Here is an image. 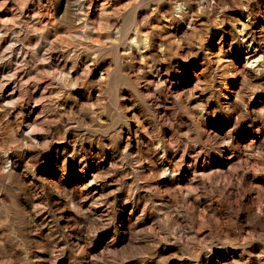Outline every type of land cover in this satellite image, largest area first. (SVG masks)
Wrapping results in <instances>:
<instances>
[{
    "label": "rangeland",
    "instance_id": "obj_1",
    "mask_svg": "<svg viewBox=\"0 0 264 264\" xmlns=\"http://www.w3.org/2000/svg\"><path fill=\"white\" fill-rule=\"evenodd\" d=\"M0 264H264V0H0Z\"/></svg>",
    "mask_w": 264,
    "mask_h": 264
}]
</instances>
